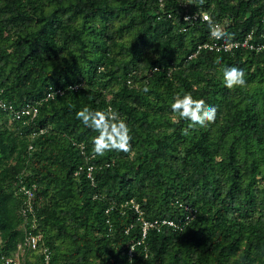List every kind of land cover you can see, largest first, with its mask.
I'll list each match as a JSON object with an SVG mask.
<instances>
[{
  "label": "trees",
  "instance_id": "trees-1",
  "mask_svg": "<svg viewBox=\"0 0 264 264\" xmlns=\"http://www.w3.org/2000/svg\"><path fill=\"white\" fill-rule=\"evenodd\" d=\"M185 12L264 42V0H0V100L13 109L0 107V263L32 232L24 264H46L43 248L47 264H264V48L197 51L209 24ZM225 66L247 86L228 89ZM187 92L218 114L183 135L170 104ZM26 104L35 116L15 113ZM85 106L116 110L134 154L95 156ZM155 219L178 227L142 237Z\"/></svg>",
  "mask_w": 264,
  "mask_h": 264
},
{
  "label": "clouds",
  "instance_id": "clouds-1",
  "mask_svg": "<svg viewBox=\"0 0 264 264\" xmlns=\"http://www.w3.org/2000/svg\"><path fill=\"white\" fill-rule=\"evenodd\" d=\"M205 0H199V4L203 5ZM189 19V17H185ZM203 20L208 22L210 35L217 40H224V50L231 51L234 46L231 41L233 34L226 31V25L215 23L212 18L204 14ZM219 63V58L217 60ZM246 72L237 66H225L223 68V80L228 89L237 87H246ZM142 91L148 93L150 88L143 87ZM49 98L55 99L56 92L50 91ZM171 112L174 116H178L180 120L188 121L187 128L182 129L183 135H188L190 129L208 127L214 124L217 119L218 108L215 105H209L205 99L194 98L191 92L185 93L183 96L177 94L173 97L170 104ZM76 119L93 131L99 133L93 138V154L95 156H104L106 152H124L126 154H134L132 148L133 136L131 128L120 114L111 108L106 110L92 109L88 106L83 107L76 112ZM177 122V121H174ZM170 225L172 222H168ZM134 251V249H131ZM46 264L50 257H45ZM128 264H134V260L129 257Z\"/></svg>",
  "mask_w": 264,
  "mask_h": 264
},
{
  "label": "built area",
  "instance_id": "built-area-1",
  "mask_svg": "<svg viewBox=\"0 0 264 264\" xmlns=\"http://www.w3.org/2000/svg\"><path fill=\"white\" fill-rule=\"evenodd\" d=\"M207 14L209 15V13L207 12H193V13H184V20L185 17H189V19H193V20H197L199 19L200 21H204L203 20V15ZM210 16V15H209ZM188 20V19H187ZM263 38V37H262ZM264 39V38H263ZM231 43L234 45L232 47L231 50L233 49H237V48H247V49H252L255 51H259L260 49L264 48V42L260 43V42H254L253 41V31L248 32L245 37H243L242 39H238V40H234L231 41ZM224 45L225 42L223 40H217L211 37L210 35V39L208 41H205L202 44H199L197 46V51L201 48H206L209 50H213L215 49L216 51H220L221 49L224 50ZM192 56V55H191ZM190 56V57H191ZM49 92L48 91L44 97V99H48L49 98ZM56 93H61V91L56 90ZM0 107L4 110H13L11 108V106H7L3 101L0 100ZM16 114H23V115H32L35 116L37 113V107L34 106L33 104H26L22 109H20L19 111H15ZM91 167H88L87 170V176L90 177L91 175ZM24 195H25V200L23 202V205L21 206V214L23 216L26 215L27 212H32L33 211V204H32V198H33V192L32 190H30L29 188L25 187V186H21L19 189ZM130 203L132 204V207L134 208L135 212L141 216L142 215V211L140 210V208L138 207V205L136 203H134L133 200H130ZM186 210H188V214H186L184 221L188 222L191 219H193V217H195L196 215V210H192L189 207H185ZM168 222H172V224L170 225ZM161 224H166L168 226L177 228L178 224H176L173 220H166L163 219L161 221H158L157 219L153 220V221H143L142 224V237L145 236L146 234V230L151 227V226H155V227H159ZM41 239V235L40 234H34L32 232H27V234L24 236V239L22 242L18 243L17 245V250L14 254V256L12 258H3L0 264H24L21 259H20V255H22L23 252H25V250H36L38 248V242ZM139 243V242H138ZM133 247L131 246L130 249H128V255L131 256L132 255V249ZM42 252L44 254V259L45 257H49L50 252L47 250V248H43Z\"/></svg>",
  "mask_w": 264,
  "mask_h": 264
}]
</instances>
